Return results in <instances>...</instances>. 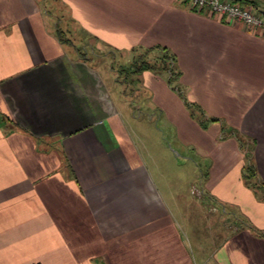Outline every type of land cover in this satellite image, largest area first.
<instances>
[{
  "label": "crops",
  "instance_id": "0c3cea01",
  "mask_svg": "<svg viewBox=\"0 0 264 264\" xmlns=\"http://www.w3.org/2000/svg\"><path fill=\"white\" fill-rule=\"evenodd\" d=\"M157 47L188 103L146 86L209 162L197 194L224 229L202 263L133 166L103 65ZM225 127L255 140V168ZM0 264H264V34L189 0H0Z\"/></svg>",
  "mask_w": 264,
  "mask_h": 264
},
{
  "label": "rangeland",
  "instance_id": "374dc122",
  "mask_svg": "<svg viewBox=\"0 0 264 264\" xmlns=\"http://www.w3.org/2000/svg\"><path fill=\"white\" fill-rule=\"evenodd\" d=\"M163 53L156 49L147 53L134 51V55L115 52L103 65L109 66L113 71L111 77L116 79V82L112 79L109 82L113 94L111 100L119 114L122 110L123 116L120 115L122 127L138 161L133 166L139 168L138 171L143 174V182L146 181L143 185L148 184V187L156 193L159 207L162 206L163 210L173 214L177 233L188 245L194 258H198L202 263L205 258L202 255L213 251L214 244L217 243V235L221 237L224 234L221 230L224 229L216 221L218 209L215 206L213 208L212 199L207 197L206 193L197 194L201 189L200 181L203 180L202 175L206 173L209 162L196 153L198 151L193 143L185 145L182 129L167 116L164 110L155 106L157 102L153 92L146 86L144 72L149 71L153 76L158 77V83H163L177 94L184 104L188 103L175 75L177 69L172 70L171 74L168 71L169 65L167 68L162 67ZM144 64L150 65V69L140 71ZM117 91H120V95ZM160 98L162 97L157 96V101ZM187 108L191 118L201 129H204L206 123L203 112H199L195 105H187ZM242 131L244 132L242 128L235 130L225 127L220 129L218 136L221 141L233 137L239 142L246 153L247 166L255 168L256 161L253 158L256 142ZM207 199L211 201L206 202ZM200 202L203 203L202 207ZM194 203H198V206L192 207ZM205 203L208 205H204ZM204 211L206 217L202 216ZM225 217L223 215V218Z\"/></svg>",
  "mask_w": 264,
  "mask_h": 264
},
{
  "label": "built area",
  "instance_id": "2783aa9c",
  "mask_svg": "<svg viewBox=\"0 0 264 264\" xmlns=\"http://www.w3.org/2000/svg\"><path fill=\"white\" fill-rule=\"evenodd\" d=\"M189 2L195 10L208 11L213 16L226 17L264 34V17L232 0H189Z\"/></svg>",
  "mask_w": 264,
  "mask_h": 264
},
{
  "label": "trees",
  "instance_id": "16d2710c",
  "mask_svg": "<svg viewBox=\"0 0 264 264\" xmlns=\"http://www.w3.org/2000/svg\"><path fill=\"white\" fill-rule=\"evenodd\" d=\"M232 1L242 6H244L243 4L247 6H251V7L255 6L253 3H243L241 0H232ZM156 50L164 52L161 56V62H164V65H162V67L167 68L169 65L171 69L168 68V71L172 74V70L176 69V62H175L174 56L171 53H169L166 48L157 47ZM149 69H150V65L144 64V66L140 68V71L149 70ZM212 121H215V120H212Z\"/></svg>",
  "mask_w": 264,
  "mask_h": 264
}]
</instances>
